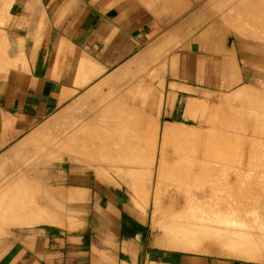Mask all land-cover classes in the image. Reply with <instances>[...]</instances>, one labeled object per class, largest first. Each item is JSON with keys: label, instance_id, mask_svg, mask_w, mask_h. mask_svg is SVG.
I'll use <instances>...</instances> for the list:
<instances>
[{"label": "crops", "instance_id": "0c3cea01", "mask_svg": "<svg viewBox=\"0 0 264 264\" xmlns=\"http://www.w3.org/2000/svg\"><path fill=\"white\" fill-rule=\"evenodd\" d=\"M260 67L264 0H0V264H237L153 241L117 188L35 147L66 119L206 129L204 99L264 91L251 84ZM115 93L151 94L150 112L121 113Z\"/></svg>", "mask_w": 264, "mask_h": 264}, {"label": "bare ground", "instance_id": "6f19581e", "mask_svg": "<svg viewBox=\"0 0 264 264\" xmlns=\"http://www.w3.org/2000/svg\"><path fill=\"white\" fill-rule=\"evenodd\" d=\"M237 96L245 98V101L248 99V102L253 101L251 116L248 118L252 124L261 127L260 133L263 138L258 141V144H253L257 146L253 147L252 145V147H249L248 153L233 155L243 162L234 168L233 166L217 163L222 159H231L227 155L207 156V151L212 152L215 151V147L217 148L218 145H215V143L226 142L227 138L222 133L206 135L205 131L201 129L172 126L163 133L162 140L164 143L160 155L157 156L158 158L155 155L156 148H150V150L153 149L154 154L152 153L151 156L146 157L144 152L147 148L144 149L136 144L137 141H140L141 136L136 137L127 130V137L122 139L111 135L110 130H107L110 126L114 128L127 127L123 122L112 124L108 120L91 118L82 119L78 123H75L76 119L73 121L70 119L69 126L65 123L67 119L62 120L67 128H62L63 131L61 129L62 132L55 134L56 136L53 133L54 139L52 140L53 142L56 140V145L54 144L56 149L54 148L51 151L50 148L53 147L47 146L50 150H47L49 154L47 156V152H45L43 156L45 157L46 154L50 158L49 155L52 152V158L56 160L70 159L75 163L83 164L82 166L88 169L100 171L104 175L106 173L108 175L112 169L111 171L125 177V183L137 195L143 190L142 185L147 176L155 195L153 210L151 209L153 217L155 220H158V216L161 218L162 227L169 235L170 244H176L195 252L207 250L205 249L206 245L221 246L226 250L224 252H229L228 255L230 256L247 261L251 259L256 263L264 264V227L260 223L253 220L249 221L246 218L247 215L253 212V209L259 206L254 201L245 202L246 199L264 198V91L244 87L237 92ZM243 110L244 108L240 109L238 113L241 114ZM232 111H228V113L236 114L238 110L233 109ZM60 118L58 122L61 121ZM55 122L58 123L57 119ZM49 123L45 127H43L44 125L42 128L40 127L41 131H44L43 134L39 133L40 136L50 137L51 134L46 132L44 128L48 129V125L49 128L51 126L54 128L56 125L54 121L51 125ZM218 125L220 127H233L237 124L219 121ZM38 129L36 130L38 131ZM51 131H53L52 128ZM37 133L35 132L36 135L34 134L35 136L32 135V137L36 139L39 135ZM38 139H40L39 136ZM40 140L36 142V150L46 148L44 142L48 139L44 142H42L44 139ZM25 141L27 143L23 142V145H27L29 142L32 143L29 138ZM169 141L174 142L175 156H169L167 153L166 148L168 147L166 145ZM250 142L253 141L250 140ZM193 143L195 144L193 145ZM37 145H39V148ZM41 146L42 148H40ZM237 150L240 153L243 148ZM30 156L32 157L31 154ZM44 157L43 160H45ZM198 157L199 159L195 161L194 159ZM38 159L40 160L41 157ZM156 160H158L157 163ZM214 160L217 161L214 162ZM143 161H145V165ZM154 175L155 184L153 186ZM167 184L169 186L166 188L165 194L164 186ZM25 189L22 190L24 193L27 191V186ZM75 194L77 195L76 192ZM76 195H73L72 198L74 199ZM147 195L146 197H149ZM146 199L148 202L149 198ZM164 199L169 200V203L165 206L163 205ZM145 200L144 202H146ZM16 204L18 205L17 202ZM19 206L22 207L21 204ZM1 207L2 205H0ZM18 207L14 206L13 208L18 209ZM57 207L60 209L59 205ZM57 207L56 210H59ZM224 207L231 209V211L222 212L225 209ZM223 214L231 215V217H221ZM82 223L80 221L74 222L69 227L74 228L82 225Z\"/></svg>", "mask_w": 264, "mask_h": 264}, {"label": "rangeland", "instance_id": "374dc122", "mask_svg": "<svg viewBox=\"0 0 264 264\" xmlns=\"http://www.w3.org/2000/svg\"><path fill=\"white\" fill-rule=\"evenodd\" d=\"M262 73V74H261ZM258 77L256 78V80L251 83L256 85L257 87H260L261 89H264V67H260V71L257 73ZM149 85H151V82L148 83ZM146 89H152L149 87H143L142 89V93H144V91H147ZM120 89H117L116 91L119 92ZM235 91L236 90H230L227 91L225 93H213V94H209L206 99L209 101L211 108L215 107L212 111V117L208 123L209 125L207 126L206 129H203L206 133V135H213V134H219L222 133L223 135L226 136V142H220L221 144L215 143V145H218L217 148L215 147V151L212 152H206L208 153L207 156L210 155H216V154H220V155H227L229 157H231V159L225 160H219L217 161L218 164L220 165H228V166H233L236 167L238 165H241L243 162L241 161V159H237L235 158L236 155H243L244 153H248L249 152V147H252L253 144H258V141L261 140L263 138L262 134L260 133V128L258 125L256 124H252L251 120L248 118L249 116H251V111H252V102H248V99L239 97V96H235ZM151 93V92H150ZM233 94V95H232ZM112 97L111 100H117L120 99L123 101V104L121 107H119V111L121 113L124 114H129V113H134V114H145V112L149 113V106H145V102L146 100L150 101L152 96L151 94H149V97H147V99H145L144 95H140V96H121L118 94H111ZM148 102V103H149ZM244 108L243 112H241V114H239V110ZM233 109H235L237 112L236 114H232V113H228V111H232ZM251 109V110H250ZM118 110V109H117ZM79 110V114H80ZM233 112V111H232ZM80 120L82 119H76L75 123H78ZM71 121V120H69ZM69 121L65 122L67 124V126H69ZM73 121V120H72ZM160 123L159 128L157 129V132L154 131H150L147 130V132L143 135H138V133L141 132L140 127H138L136 124H132V126L130 128H127L125 126H122L121 128H114L113 126H110V128H108L107 130H110L111 135H114L118 138H125L127 137V130L133 134L136 137H140L141 139L140 141H137L136 144L142 146L144 149L147 148V150L144 152L146 157H149L152 155L153 153V149L150 150V148H156L155 150V155L156 157L160 155L161 153V149L163 146L164 141L162 140V126H161V121L158 120ZM231 122V123H236V126H229V127H223V126H219L218 122ZM109 123H115V122H123L124 124H126L125 120H115V121H108ZM65 123H63L62 128H67V126L65 125ZM71 123V122H70ZM131 125V124H129ZM253 125V126H252ZM113 127V128H111ZM182 127H186V128H197L200 127L196 121V119L194 118H188V120L186 121L185 125H182ZM51 128L53 129V127L51 126L50 128L48 127V129H46V132H49L50 137H47L45 135V138L48 139L47 141H45L46 139H44V144L48 147H53V140L54 136H53V131H51ZM48 130V131H47ZM63 131V129H62ZM61 131V132H62ZM51 132V133H50ZM48 134V133H46ZM51 138V139H50ZM250 140H252L253 142H250ZM256 140V141H255ZM143 141V142H141ZM50 142V143H49ZM53 142V143H52ZM141 142V143H140ZM49 143V145H47ZM52 143V145H50ZM195 143H193L194 145ZM201 144V143H200ZM192 145V146H193ZM208 145V144H206ZM241 145V146H240ZM257 145H253V147H255ZM167 149V153L169 156H175L174 153V142L173 141H169L166 145ZM177 147V146H176ZM243 148V151L239 153V151L237 150L238 148ZM248 147V148H247ZM44 148L46 151H41V154L44 155L45 152H47V150L49 148ZM50 150L52 151L53 148H50ZM48 150V151H50ZM171 150V151H169ZM54 152V151H53ZM51 154L49 155L50 158H48V152L45 154V156L49 159V160H56L54 158H52V152H50ZM154 154V153H153ZM199 155V154H198ZM235 155V156H233ZM158 158V157H157ZM199 159L196 158L194 159L195 161H197ZM201 160V159H200ZM208 160V158H207ZM62 161L63 163L66 162L67 164H74V165H78L81 168L83 167L81 163H75L72 160H67V159H62L59 160ZM206 161V160H205ZM214 160V162H216ZM158 162V160H156V163ZM143 164L145 165V161H143ZM141 167H144L142 165H140ZM80 168V169H81ZM145 169H147L145 167ZM82 170V169H81ZM112 170V169H111ZM109 171L108 175L107 173L104 175V173L97 171L95 169L93 170H88L90 172H93L95 174V176L99 177V179L103 180L104 182L110 183L112 185L113 189L119 190V192L121 194H123V198L125 201V206L127 208L130 209H135V212L137 214H141L142 220L146 223V225L148 226V228L150 229V234L152 233V240L156 242V239L158 237H160L163 240V243H168L169 241V235L167 233V231L162 227L161 224V218H159L158 216V220H155V218L153 217V212H152V208H153V203H154V192L152 189V184L151 182L147 179V176L145 177V182L142 185V191L139 195H137V193L135 194V192H133V190L125 183V177L122 174H117L115 171ZM148 171V169L146 170ZM147 173V172H146ZM107 175V176H106ZM111 175V176H109ZM155 175L153 176V186L155 184ZM169 185H165L164 186V192L166 194V188ZM145 192V193H144ZM143 194V195H142ZM148 194V195H147ZM145 195V196H144ZM149 196V197H146ZM145 197V198H144ZM249 197V196H247ZM149 198L148 202L146 201ZM146 199V200H145ZM144 200L146 202H144ZM256 202L258 204L259 207H256L255 209H253L252 213H250L249 215L246 216L247 219H249V221H256L257 223H260L261 226L264 227V198H259V199H246L245 202L249 203V202ZM147 203V204H145ZM169 203L168 199H164L163 201V205H167ZM225 208V207H224ZM152 209V210H151ZM231 211V209H223L222 212H229ZM251 212V211H250ZM221 217H225V218H230L231 215L227 216L224 215ZM171 245L173 248H169V247H165V248H169L171 250L174 251H180L182 253L185 254H194V255H211V257H218V258H223V259H229V260H233L235 261L237 264H260V263H256L253 260H243L242 258L239 257H234V256H230L228 255L229 252H224L226 250H224L223 247H218V246H214V245H206L207 250L205 251H199V252H195V251H191L188 250L186 248H183L182 246H178V245H174V244H169ZM164 247V246H162Z\"/></svg>", "mask_w": 264, "mask_h": 264}]
</instances>
